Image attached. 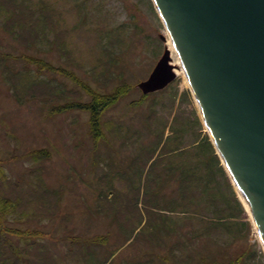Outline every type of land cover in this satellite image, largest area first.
Masks as SVG:
<instances>
[{"label":"rangeland","instance_id":"374dc122","mask_svg":"<svg viewBox=\"0 0 264 264\" xmlns=\"http://www.w3.org/2000/svg\"><path fill=\"white\" fill-rule=\"evenodd\" d=\"M169 39L153 0H0L1 226L35 243L15 264H264L185 75L139 87ZM90 89L120 91L97 140L88 110H57ZM5 236L26 242L0 231V263Z\"/></svg>","mask_w":264,"mask_h":264},{"label":"water","instance_id":"95a60500","mask_svg":"<svg viewBox=\"0 0 264 264\" xmlns=\"http://www.w3.org/2000/svg\"><path fill=\"white\" fill-rule=\"evenodd\" d=\"M205 126L264 244V0H153ZM167 49L144 94L177 76Z\"/></svg>","mask_w":264,"mask_h":264},{"label":"trees","instance_id":"16d2710c","mask_svg":"<svg viewBox=\"0 0 264 264\" xmlns=\"http://www.w3.org/2000/svg\"><path fill=\"white\" fill-rule=\"evenodd\" d=\"M30 29H31V27H30ZM12 35L18 39H20V37H21V34L17 31L12 32ZM0 55H1V53H0ZM7 57L17 58L18 56L7 53L6 55H4L2 57L0 56V61L1 60H7L8 59ZM39 63L43 64V62H39ZM116 90L114 93H101V92L99 93L93 89H90V91L92 93V99L88 103L87 102L86 103H67V104H64L63 106H61L57 110L61 111L64 108L67 110L71 107H78V108L88 110L90 112V117H91V119H90L91 133L94 136L95 140H97L101 135V120L100 119H101L102 113L111 104H113L119 97L118 94L120 93V91H118V90L116 91ZM210 145L215 152V149H214L212 143H210ZM183 151H185V149H181L182 153H183ZM184 174H185V176L191 177V176L196 175L197 172H191L190 169L185 168ZM184 181H188L186 179V177L184 178ZM185 186H186V188H189V185H185ZM184 189H185V187H184ZM185 192L186 191H184V193ZM16 206H18L17 203H15V204L11 203V202H9V200L3 201V199L0 198V231L5 230L7 233L16 234L19 237L24 238L26 240V242H25V244H20V245L16 246L12 243H8L9 242V241H7L8 238H6V236H5L4 237L5 240H3V242H1V246L2 245L5 246L6 251L9 250V252L5 251V254H4L5 258L2 260V263H0V264H12V263L15 264V263H19V261L24 262L25 258L31 257L30 255L32 254V250L34 248L35 243L29 242L31 240L28 239V237L33 236L34 233L32 231H28L27 229L25 230V229L18 228V227H11L9 225L7 227H5L6 229H4V226H1V225H4V223H5V220H3L4 218H7L8 215L12 216L14 214V212L16 211L15 210ZM6 253H9V255L6 256ZM232 261L233 260H231L230 262L225 263V264H231ZM106 263H104V264H106Z\"/></svg>","mask_w":264,"mask_h":264},{"label":"bare ground","instance_id":"6f19581e","mask_svg":"<svg viewBox=\"0 0 264 264\" xmlns=\"http://www.w3.org/2000/svg\"><path fill=\"white\" fill-rule=\"evenodd\" d=\"M168 43H169V49H170V56H171V59H172V65L174 66V71L176 73H182L183 75H185L186 79L188 80L184 64H183V62L181 60V57H180V55H179V53H178V51L176 49L174 41L172 39H169ZM198 105H199V103H198ZM238 192H239L240 198L244 202L246 208L250 211V207H249L246 199L244 198V196L241 194L240 191H238Z\"/></svg>","mask_w":264,"mask_h":264}]
</instances>
